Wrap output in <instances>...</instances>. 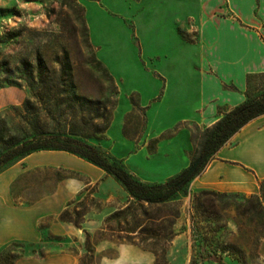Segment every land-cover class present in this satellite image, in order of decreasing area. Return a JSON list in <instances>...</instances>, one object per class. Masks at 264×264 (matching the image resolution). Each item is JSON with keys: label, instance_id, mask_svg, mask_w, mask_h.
I'll return each mask as SVG.
<instances>
[{"label": "rangeland", "instance_id": "rangeland-1", "mask_svg": "<svg viewBox=\"0 0 264 264\" xmlns=\"http://www.w3.org/2000/svg\"><path fill=\"white\" fill-rule=\"evenodd\" d=\"M198 8V0H0V33L22 27L56 32L55 21L66 18L78 32L71 47L83 76L80 87L97 88L84 64L92 54L117 90L107 129L82 140L120 161L138 181L162 184L180 173L156 169L163 159L150 155L158 144L176 137L162 147L170 153L189 143L191 165L204 132L181 121L199 83ZM83 30L90 52L79 38ZM17 42L0 46V65L27 44L24 39ZM4 89L10 92L0 97V117L5 116L9 127L14 116L8 110L20 107L27 93ZM41 155L0 170V186L20 167L18 175H24L0 206V252L10 255L13 264H264L263 227L257 219L238 216L241 197L247 196L215 200L212 214L203 215L194 199L198 193L185 190L176 197L175 236L165 243L162 222L151 226L160 240L154 243L150 222L140 212L141 227L134 233L108 230L117 227L106 224L108 217L132 203L110 176L67 154ZM37 163L45 164L32 167ZM120 227L129 231L130 224ZM152 247L165 249L161 261L148 250Z\"/></svg>", "mask_w": 264, "mask_h": 264}, {"label": "trees", "instance_id": "trees-1", "mask_svg": "<svg viewBox=\"0 0 264 264\" xmlns=\"http://www.w3.org/2000/svg\"><path fill=\"white\" fill-rule=\"evenodd\" d=\"M55 24L56 32L22 27L0 33L2 47L19 45L18 40L27 41V44L20 45L22 47L15 55L8 56V62L0 65V89L12 87L27 93L20 107L8 110L14 116L9 127L5 116L0 117V170L38 152H61L74 156L110 176L132 200L125 209L108 217L106 224L117 226L116 230L109 231L134 233L141 227L137 218V212H140V216L150 222V241H160L151 229L163 222L166 224L164 241L170 243L175 236L172 227L179 216L178 194L188 189L189 183L204 171L216 152L235 134L264 116V73L247 75L244 102L227 113L219 112L220 117L215 124L202 133L197 157L191 163L197 161V165L190 175L187 173L191 165L162 184L148 185L138 181L120 161L82 140L101 136L107 129L117 90L92 54H88L84 64L90 72L87 76L97 88L87 91L80 87L83 76L77 72L71 47L78 32L64 17H59ZM79 38L84 49L90 52L85 30L79 33ZM14 62L16 64L13 65ZM61 179L59 176L57 181ZM223 197L228 196L202 191L194 199L203 215H211L215 200ZM241 199L244 205L237 207L240 211L238 216H245L249 221L257 219L263 227L260 238H264V180L258 182L257 195ZM121 223H129V231H123ZM143 233L140 229L137 234ZM116 239L121 240V237ZM148 250L160 261L165 254V249L159 252L152 247ZM0 264H13V258L0 252Z\"/></svg>", "mask_w": 264, "mask_h": 264}, {"label": "crops", "instance_id": "crops-1", "mask_svg": "<svg viewBox=\"0 0 264 264\" xmlns=\"http://www.w3.org/2000/svg\"><path fill=\"white\" fill-rule=\"evenodd\" d=\"M198 6L199 83L195 97L181 113V121L205 131L219 119V112L227 113L244 102L247 75L264 73V0H198ZM5 91L10 92L8 89L0 90V97ZM2 106L0 104V108ZM175 138L160 142L150 155L162 157L163 162L156 169L164 173H181L190 165L192 153L189 143L176 152L168 153L162 148ZM51 153L32 155L44 158L41 154ZM32 155L25 159L29 161ZM44 164L37 163L32 167ZM32 167L27 166L26 169ZM20 171L0 186V206L9 201L12 190L24 178V175H18ZM262 180L264 116L244 126L216 152L204 171L189 183L187 190L190 195L209 191L248 197L258 194V182ZM5 229L2 227V233Z\"/></svg>", "mask_w": 264, "mask_h": 264}, {"label": "water", "instance_id": "water-1", "mask_svg": "<svg viewBox=\"0 0 264 264\" xmlns=\"http://www.w3.org/2000/svg\"><path fill=\"white\" fill-rule=\"evenodd\" d=\"M196 165H197V161H196L195 163H193V164L189 167L187 175H190V174L194 171Z\"/></svg>", "mask_w": 264, "mask_h": 264}]
</instances>
